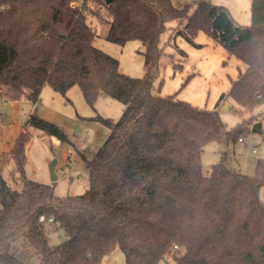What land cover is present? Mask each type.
Returning a JSON list of instances; mask_svg holds the SVG:
<instances>
[{
  "label": "trees",
  "instance_id": "obj_1",
  "mask_svg": "<svg viewBox=\"0 0 264 264\" xmlns=\"http://www.w3.org/2000/svg\"><path fill=\"white\" fill-rule=\"evenodd\" d=\"M90 17L109 26L113 43L141 42L143 75L123 72L95 44ZM251 17L240 24L212 0H0V98L36 103L48 85L71 101L68 91L78 86L92 107L101 94L124 104L118 120L90 117L109 135L90 157L80 152L89 177L83 193L59 196L25 173L31 127L74 144L55 122L30 114L6 152L10 178L0 149V264H103L116 247L126 264H264V161L254 175L226 158L209 172L202 163L206 144L235 142L249 128H228L221 103L231 97L253 108L264 99V0H252ZM173 19L172 38L201 47L195 39L204 32L244 65L213 108L155 88L161 36ZM41 215L59 222L64 241L49 243ZM17 241L23 248L12 250Z\"/></svg>",
  "mask_w": 264,
  "mask_h": 264
},
{
  "label": "rangeland",
  "instance_id": "obj_2",
  "mask_svg": "<svg viewBox=\"0 0 264 264\" xmlns=\"http://www.w3.org/2000/svg\"><path fill=\"white\" fill-rule=\"evenodd\" d=\"M173 1L177 6H183L186 2L197 0ZM212 1L214 3L225 4V0ZM93 19H95L92 22L93 26L98 33L97 38L107 44H113L105 38L109 26L107 24L101 25L100 20L97 18ZM90 20H92L91 17ZM176 24V19L167 23L166 30L161 36V45L165 46V41L168 40L175 50L177 46L185 51V45H180L179 43L178 37L181 36L169 39L172 31L170 26H176ZM123 46L117 45L115 48L118 49L120 47L123 49ZM108 49L110 50V48ZM137 49L131 52L125 49V56H123L121 51L115 50L117 54L113 55L120 60V67L123 72L134 76H141L145 73L146 68L144 65V57L139 52L141 49ZM175 54L174 56L167 52L161 57V73L156 81L158 82L159 80L161 91L171 92L175 84V74L182 71V69L178 70L174 68L173 64L181 63L185 65L187 63L184 60L188 56L187 53L181 55L176 50ZM170 66L172 67L173 74L171 73V76H168ZM216 69L210 73L214 71L218 75ZM222 90L221 82L213 80L212 77H208L202 79L194 86L183 88L179 96L183 99L198 103L201 106L213 108L217 101L218 91ZM72 92L75 93V98L71 97V101L61 96L60 98L56 96L54 100L40 99L36 103L26 99L4 101L0 98L1 147L4 146V150H6L4 151L5 164L3 165L2 173L6 178H10L13 168L12 162L9 161L8 155H6L11 142H7L6 140L10 139L11 131L17 133V125L24 124L31 113H36L62 127L74 144L62 142L57 137L50 136L39 129L31 127L30 131L32 136L26 145L28 161L25 165V173L37 181L53 184L55 192L59 196L80 194L89 187L88 170L80 152H84L90 157L92 152L101 146L109 135L108 127L98 121L90 119V117L100 114L112 120H118L123 113L124 104L107 94H101L95 106L92 107L83 97L79 87H75ZM218 110L228 128L234 127L241 122L249 128L245 130L244 135H241L245 139L244 141L237 140L226 143L224 141L213 140L206 144L202 157L204 170L209 172L214 164L226 158L228 164L235 169L248 175H254L258 162L264 161V99L260 100L252 108L244 107L230 97L221 103ZM255 123H260V131L252 130ZM7 144L9 145L8 147ZM255 147L256 150H254ZM53 161H55V173L58 176L56 180H52L50 172V165ZM260 195H264V186L260 190ZM46 232L49 237V243L52 245L59 244L66 239L65 232L61 228L53 226V224L47 223ZM18 247L23 248L21 241H17L13 245L12 250ZM103 264H126V256L119 247H116L112 253L104 258Z\"/></svg>",
  "mask_w": 264,
  "mask_h": 264
},
{
  "label": "crops",
  "instance_id": "obj_3",
  "mask_svg": "<svg viewBox=\"0 0 264 264\" xmlns=\"http://www.w3.org/2000/svg\"><path fill=\"white\" fill-rule=\"evenodd\" d=\"M224 2L229 7L234 19L238 23L243 24V25H249L251 23L252 0H225ZM91 19H92L91 20L92 22H93V20H95L93 18H91ZM176 21H177L176 26L175 25L170 26V29L172 31L169 35V39L172 38L173 31L179 25V21L178 20H176ZM178 39H179L180 45H185L184 50L188 54V56L184 60L187 63L185 65H183V69L181 72H179L178 74H175V77H174V78H176L174 80L175 84H174V87L171 90V92L170 91H161L160 90L161 88L159 87V83H160L159 80H158V82L155 83V88L157 90H159L162 94L176 93L178 98L183 99L179 96L180 95L179 93L181 92V90L183 88L189 87V86L190 87L194 86L195 84H198L202 79L212 77L213 80L221 82V85L223 88L222 91H218L219 92L217 95V101H218L220 95L223 92L227 91L231 87V80L237 78V76L239 74V69H244L243 63H241L235 56L230 55L227 52V50L224 47H222V45L216 43L212 38H210L204 32H200L195 39V41L197 43L201 44L202 47H200V48L193 46L192 44L187 42L183 37H178ZM111 43H113V42H111ZM95 44L105 51L108 50L106 52H108L110 54L112 53L111 55L117 54L115 50L121 51L123 56H125V54H126L125 49L130 50V52L136 50V48H138L137 50L142 49V44L139 41H130V42L126 43L125 46H123L124 47L123 49L120 47L118 49L115 48L119 44H116V43L107 44L106 42L102 41L101 39L99 40L98 38H96ZM165 44L166 45L163 46V47H165L164 48L165 53L168 52L169 54L175 56L176 50L174 48H172V46L170 45V42L167 40V41H165ZM119 46H121V45H119ZM107 47L110 48V50ZM214 69H216L218 71V75H216L214 73V71H213V73H210ZM168 72H169L168 76H171V73L173 72L171 66L169 67ZM210 74H212V75H210ZM188 75H192L191 79L189 80V82L187 83V85L185 87L181 88L183 81L185 80V78ZM75 87L78 88V86H74L68 91V97L75 98V93L72 92L73 89H75ZM56 96L59 98H60V96L62 98H64V96H62L60 93L54 91L50 86L47 85L43 88L40 99L54 100V98ZM1 99H3V98H1ZM3 100L9 101V100H5V99H3ZM183 100H187V99H183ZM187 101H190L193 104L201 106L200 104L194 103L191 100H187ZM208 108H210V107H208ZM23 127H24V124H19V125H17V128H18L17 133H15V131L14 132L11 131L10 139L6 140L7 142H11L10 147L12 145L14 138L23 129ZM1 144H2V140L0 141V149L2 152L6 151V150H4V146L1 147L2 146ZM8 146L9 145L7 144V147ZM261 198L264 201V195L261 196Z\"/></svg>",
  "mask_w": 264,
  "mask_h": 264
},
{
  "label": "water",
  "instance_id": "obj_4",
  "mask_svg": "<svg viewBox=\"0 0 264 264\" xmlns=\"http://www.w3.org/2000/svg\"><path fill=\"white\" fill-rule=\"evenodd\" d=\"M107 4H110L113 2V0H105ZM253 131H260V123H255L252 128ZM50 172L52 175V180H56L58 176L55 173V161H53L50 165Z\"/></svg>",
  "mask_w": 264,
  "mask_h": 264
},
{
  "label": "built area",
  "instance_id": "obj_5",
  "mask_svg": "<svg viewBox=\"0 0 264 264\" xmlns=\"http://www.w3.org/2000/svg\"><path fill=\"white\" fill-rule=\"evenodd\" d=\"M258 97L261 98V95H258ZM244 140H245V139H244L243 137L239 138V141H244ZM254 150H256V147H255ZM40 220H41V221H47V222L50 223V224H55L57 227L59 226V222H56V223H55V220H54L53 217H50V218L46 219V217H45L44 215H41V216H40ZM176 247H177V245H175V248H176Z\"/></svg>",
  "mask_w": 264,
  "mask_h": 264
}]
</instances>
